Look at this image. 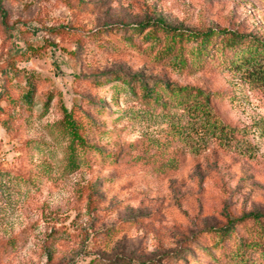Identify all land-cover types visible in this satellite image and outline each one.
<instances>
[{
	"label": "rangeland",
	"instance_id": "374dc122",
	"mask_svg": "<svg viewBox=\"0 0 264 264\" xmlns=\"http://www.w3.org/2000/svg\"><path fill=\"white\" fill-rule=\"evenodd\" d=\"M0 7L8 23L0 14V264H246L236 256L209 261L190 241L229 219L264 214V84L248 72L256 67L251 50L181 73L157 60L150 41L132 50L121 29L160 19L264 40V0H0ZM25 73L40 80L29 105L20 98ZM113 73L215 93L223 131L211 134L182 108H142L125 90L114 92L119 83L96 85ZM49 89L83 119L103 121V133L87 126L92 143L106 153L128 146L127 155L67 171L52 126L56 100L43 107ZM248 264H264V253Z\"/></svg>",
	"mask_w": 264,
	"mask_h": 264
},
{
	"label": "trees",
	"instance_id": "16d2710c",
	"mask_svg": "<svg viewBox=\"0 0 264 264\" xmlns=\"http://www.w3.org/2000/svg\"><path fill=\"white\" fill-rule=\"evenodd\" d=\"M3 24L8 28L6 12L0 7ZM149 29L148 31H146ZM123 41L132 50L139 49L141 42L151 43L152 48H158L157 60L165 65H173L181 73L191 74L197 66L206 67V59L218 58V67L227 65L228 62L237 59L236 55L245 49H250L247 60L252 61L256 67L249 72L251 78L264 84V40L252 37L236 30L213 29L191 30L182 29L160 19L143 20L135 25L122 27ZM135 37V38H134ZM244 62V60H243ZM23 80L26 82L25 91L21 93V99L26 104H32L38 95L39 79L32 73H25ZM118 84L114 92L119 89L129 94L130 100L135 101L140 107L155 112H167L173 108H182L195 118L204 122L205 128L211 134L215 131L222 132L224 126L216 121V111L213 102L218 95L203 90L200 87L189 85H176L167 81H155L150 84L139 75H126L113 73L103 80H96V85L105 83ZM55 101L58 120L52 125L59 132L64 141L65 168L74 172L82 165L92 166L93 163L104 161L115 163L118 157L127 155L126 147H118L113 153H106L104 149L92 143L87 134V126L94 127L99 132H104L102 122L90 119L87 113L83 119L75 107L70 109L65 106L61 93L49 89L42 98L45 111ZM99 114H103L101 105L97 108ZM105 118V116H104ZM103 118V119H104ZM117 119L118 117H112ZM94 121V122H93ZM202 122V123H203ZM118 146V143H116ZM115 145V146H116ZM88 204L93 203L92 193L86 195ZM193 252L209 261H218L220 258L230 259L236 256L239 260L249 262L252 254L264 253V214L249 213L238 218L229 219L224 226L210 227L196 233L190 241ZM13 243L6 245L9 251ZM181 254H176L177 259ZM188 254L186 258H189ZM196 256V257H198ZM182 260V259H180ZM193 264H202L193 259ZM91 264V263H90ZM116 264V263H115ZM120 264H132L131 261H121ZM150 264V262L142 263Z\"/></svg>",
	"mask_w": 264,
	"mask_h": 264
}]
</instances>
